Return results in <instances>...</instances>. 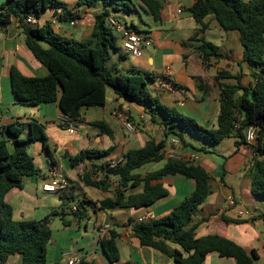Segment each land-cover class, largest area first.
<instances>
[{
  "label": "trees",
  "instance_id": "obj_1",
  "mask_svg": "<svg viewBox=\"0 0 264 264\" xmlns=\"http://www.w3.org/2000/svg\"><path fill=\"white\" fill-rule=\"evenodd\" d=\"M138 1L137 8L132 0H79L78 6L100 5L103 10L95 15L91 38L78 41L55 33L49 22L41 27L26 22L27 17L38 18L41 11L48 8H62L60 19L77 18L78 14L73 15L64 3L58 0H6L0 5V26L9 25L16 19L26 36L28 49L49 70L46 77H28L13 67L10 70L13 93L21 104L38 106L58 103L64 116L75 121H81L80 111L84 107H104L110 90L118 99L143 108L151 123L163 125L164 139L160 142L148 140L142 148L128 150L123 162L114 167L100 166L94 172V175L101 172L96 177L90 173L81 176L86 186L102 190H109L110 180H116L114 198L100 201L99 208H148L170 194L162 183L152 184L151 181L167 175L192 179L196 183L195 191L168 215L134 225L133 232L140 244L159 250L172 258L175 264H204L210 254L234 259L236 264H254L256 254L248 253L229 239L215 235L197 237L199 223L193 224V217L211 193L212 177L205 168L182 159H167L162 169L145 178L136 171L146 164L164 160L162 150L170 137H177L183 146L195 150L198 148L185 141L186 134L211 145L234 137L239 145L246 142L245 130L254 126L258 132L260 154L251 168V191L256 198L264 200V0H195L188 9L202 29L207 28L204 19L212 15L224 31H237L243 48V62L254 68L252 77L255 83L250 87L242 85L243 74L233 77L228 72H221L218 75V82L226 78L235 79V82L219 83L220 110L217 126L211 129L176 108L164 105L155 97L148 87V82L152 80L150 73L124 74L119 71L118 63L109 66L112 51H123L122 46H118L120 37L108 24V18L113 16L112 10L130 15L137 13L145 24L146 17H150L154 25L162 22L163 5L160 0ZM125 26L137 33L149 32L143 31L133 21ZM192 40L198 42L194 52L200 56L203 64L208 65L218 57V48L212 42L197 39V36ZM183 45L187 46L186 43ZM126 56L122 55L121 60ZM196 79L200 83V90L204 91L202 80ZM159 117L162 119L159 120ZM91 125L109 136L113 133L103 121L91 122ZM28 126L27 137L21 136L22 126L12 123L6 127L11 139L0 138V264H6L17 255L22 258L21 264L49 262L51 229L42 221L14 220L13 208L6 201V196L13 189L24 188L25 178L39 173L35 159L29 153L30 145L41 142L44 150L51 155L45 124L33 119ZM201 150L205 152V148ZM111 151L84 150L73 158V162L76 166L87 159L104 157ZM52 163L55 164L54 161ZM141 185L142 192H133ZM60 197L64 205L70 199L77 198L66 192L61 193ZM71 212L73 218L85 226L89 219L85 200H80ZM61 215L64 226H69L70 221L64 219L65 214L62 212ZM117 238L118 234L112 231L109 238L100 242L111 263L120 260ZM80 264L92 263L82 260Z\"/></svg>",
  "mask_w": 264,
  "mask_h": 264
},
{
  "label": "crops",
  "instance_id": "obj_2",
  "mask_svg": "<svg viewBox=\"0 0 264 264\" xmlns=\"http://www.w3.org/2000/svg\"><path fill=\"white\" fill-rule=\"evenodd\" d=\"M58 1L64 3L73 15L78 14V17L60 19L62 8L57 10L48 8L41 11L40 16L35 18L37 23L34 26L41 27L49 22L55 33L64 38L78 41L89 40L94 29L95 15L102 11L103 7L100 5L78 6L79 0ZM5 2L6 0H0V5ZM160 2L163 5L162 22L154 25L150 17L146 18L147 24L144 30H149L146 37L151 39V45L144 48L143 53L136 57H145L146 60L138 61L133 74L150 73L152 80L148 82L149 89L164 105L176 108L180 113L192 117L205 128H216L220 110L219 83L235 82V79L230 78L218 82V75L221 72H228L233 77L243 74L241 83L245 87L253 85L255 80H250L246 76L249 72L243 71V66L247 64L243 62V48L234 52L232 57L218 56L205 65L200 56L194 52V47L198 42L193 41L192 37L197 36V39H205L212 43L219 41L220 46L226 48L230 42L239 40V34H233L230 38L228 32L219 26L212 15L204 19L203 22L207 28L202 29V26L188 11L195 0H160ZM179 4H182L184 8L181 14L177 12ZM55 19L56 23L53 24ZM118 46L121 48L120 39ZM116 55H119L121 59L122 55L129 54L120 50L114 55L112 53V58L115 59ZM13 67L28 77L49 75V70L28 49L26 36L16 19L0 29V138L11 139L6 127L12 123L22 126L21 136L27 137L29 135L28 125L35 119L46 126L51 155L44 150L43 144L38 142L41 150L38 153L39 161L36 160L35 163L39 173L25 178L23 189H13L6 196V201L13 207V218L21 220L25 213L30 214L32 208H29L28 202L31 200L37 199L42 204H48L47 202H50L48 194L58 195L61 199L59 193H47L42 188L45 182L51 180L54 172H57L59 176L68 180L69 188L65 192L74 197L81 195L80 200H85L89 219L84 226L73 218L71 211L80 200L70 199L69 203L64 205L61 199V204L69 208L68 213L72 217H64L65 220L70 221V225L62 231V238L57 241L51 262L66 264L68 260L66 255L69 254L70 257L77 255L81 260L92 264H175L172 258L159 250L142 246L134 235L133 227L138 223L139 218L148 212L153 213L154 219L168 215L195 191L194 180L182 176H164L151 183H162L169 190L168 197L158 200L148 208L109 210L100 209L99 202L114 198L116 180L113 178L110 180L109 190L86 186L81 180V176L85 173L94 175L100 166L107 168L120 164L128 150L142 148L148 140L162 141L164 139L163 125L151 123L150 117L143 108L118 99L110 90L106 105L97 107L101 109V119L95 120L92 115L85 118L83 115L81 121H78L76 132L70 133L66 124H63L65 116L58 103L31 106L17 101L10 79V70ZM253 72L254 68H252ZM196 78L202 80L204 91L200 90V83ZM116 110L130 116L131 122L137 129L134 133H128L119 125L114 116ZM161 119L159 117V120ZM95 121H103L109 125L113 131L112 135L104 134L92 126L91 122ZM122 132L134 135V139H127L120 135ZM185 141L200 150L181 145L178 150L179 155L188 160L191 156H195L191 161L205 168L212 177L211 193L193 217V224L199 223L196 230L197 237L215 235L229 239L242 246L248 253L256 254L254 264H264V200L253 195L250 179L251 168L260 154L258 142H241L237 145V138L228 137L219 144L211 145L189 134L185 135ZM168 146L169 138L165 147ZM37 147L39 146L35 147L36 152ZM203 148L205 152L201 150ZM88 149H110L112 151L104 157L106 159L103 162L93 158L75 166L73 158ZM166 162L167 158L160 162L146 164L136 173L145 178L150 173L162 169ZM100 173L98 171L97 174L100 175ZM34 188L42 194H34ZM142 189L143 185L135 188L133 192L140 193ZM53 201L55 202L56 198ZM62 212L66 214L64 210ZM91 226L95 235L90 244L91 248L84 251V247L79 250L71 247L69 242L75 237V233H80L78 231L83 227L89 233ZM106 228L108 231L105 230ZM112 231L118 234L116 244L120 251V260L114 263L108 260L100 243L103 239L109 238ZM170 246L174 247L173 244ZM14 257V261L21 264V256ZM11 259L12 257L9 261ZM9 261L7 264L10 263ZM204 264H236V261L231 258H222L217 254H210Z\"/></svg>",
  "mask_w": 264,
  "mask_h": 264
},
{
  "label": "rangeland",
  "instance_id": "obj_3",
  "mask_svg": "<svg viewBox=\"0 0 264 264\" xmlns=\"http://www.w3.org/2000/svg\"><path fill=\"white\" fill-rule=\"evenodd\" d=\"M246 1H250V0H246ZM134 6H136L137 8L139 7L137 3H139L138 0H132ZM112 15L114 17L117 18V20L123 24H130L132 21L134 22V24H136L137 26H139L143 31L146 28L145 23L141 20V18L139 17V15L137 13L134 14H127L123 11H114L112 10ZM145 17V15L143 14V18ZM147 18V17H146ZM217 23V22H216ZM226 32V31H225ZM237 31H232V32H228L229 37L231 38V36L233 34L237 35ZM140 36L145 37L147 36L146 33H138ZM215 45L218 48V56H227L229 55L230 57H232L233 53L236 52L238 49L242 48L241 44L239 43V40H236L235 42H230L229 46H227L226 48H222L220 46V42L219 41H214ZM213 43V44H214ZM113 55L116 54L117 52L112 51ZM143 52H141L142 54ZM145 61L146 58L145 57H140V58H136L133 55H127L125 59L121 60L119 55L115 56V59L112 58V60L109 62V66H112L113 63H118V61H120L117 64V67L119 69V71L121 73L124 74H132L134 72V68L137 66L138 61ZM225 60V59H222ZM116 61V62H115ZM236 68H238L236 66ZM252 65L247 63L246 65L243 66V71L244 72H249V74H247L246 76L250 79L253 80L252 77ZM150 87V86H148ZM151 91V90H150ZM252 97V96H251ZM88 110V111H87ZM80 115L86 118L89 117L90 115H92L94 117V119H101L100 117L101 115V109L97 108V107H84L81 111H80ZM136 127H135V131H136ZM120 135L126 137L127 139H131L134 137V135L131 134H127V133H120ZM134 139V138H133ZM41 143V142H40ZM37 144V145H36ZM129 146H131L132 144H128ZM37 147V152L35 147ZM134 146V145H132ZM137 147V146H134ZM40 145H38V142L33 143L30 145L29 147V153L36 158L35 161H39V152H40ZM43 150V149H42ZM105 157V156H104ZM104 157H98L95 158L96 160L103 162L105 161L106 158ZM33 193L36 194L38 193L39 195L40 192H37L36 189L34 188ZM52 194H48V197L50 198V202H47L48 204H42L39 200L35 199V200H31L29 201V208H32L30 214L27 212L24 214V216H22L23 218L21 220L18 221H24V220H36V221H42V223L46 224L52 231V242L48 247V253H49V260L50 262H48V264H54L53 262H51L53 260V254L55 253V248L57 246V241L61 240L62 238V234H63V230L66 229L64 226V222H63V218H62V211H65V217H72V215L68 212L69 208L63 207V204H61V199H59L58 195L53 194L52 196H50ZM56 198V201L54 202L53 200ZM82 198L81 195L77 196L76 200H80ZM264 202V201H263ZM13 208V207H12ZM18 211V210H16ZM17 215V212H16ZM20 216V214H19ZM18 217V215H17ZM21 217V216H20ZM15 220V219H14ZM78 232L80 233H75V237L72 238V240L69 242L71 247H74L75 250H79L81 249V247H84L83 249H85L84 251L89 250L90 244L91 242L94 240V234H93V228L92 226L89 229V233L86 232L84 230V227L82 229H80ZM90 252V251H89ZM15 257H12L11 261H9V264H18L16 263V261H14ZM20 263V262H19ZM7 264V263H6Z\"/></svg>",
  "mask_w": 264,
  "mask_h": 264
},
{
  "label": "built area",
  "instance_id": "obj_4",
  "mask_svg": "<svg viewBox=\"0 0 264 264\" xmlns=\"http://www.w3.org/2000/svg\"><path fill=\"white\" fill-rule=\"evenodd\" d=\"M183 6L182 4H179L177 7L178 14H181L183 12ZM36 17L30 16L26 18V22L30 24H36L37 20ZM53 24L56 23V19L53 20ZM108 24L115 29L116 34L120 37L122 40L121 46L125 53L133 55L135 57H139L141 55V52L144 48L151 45V39L148 37H142L137 32L129 30L125 25L121 24L116 17L110 16L108 18ZM2 26H0V29ZM114 116L116 120L118 121L119 125L122 126L124 130H126L128 133H134L135 132V126L131 122L129 116L122 111L116 110L114 112ZM63 124H66L68 130L70 133L76 132L78 129V121H75L73 119H70L68 117H64ZM258 139V132L257 128L254 126H249L245 130V140L247 143H254L257 142ZM181 142L177 137H170L169 138V146L165 147L162 150L163 155L167 159H182L186 161H190L195 158V156H191L188 159H183L179 153L178 150L181 146ZM116 166L113 165L111 167ZM43 191L47 193H63L69 188L68 180L63 177L59 176L57 172H54L51 180L45 182L43 184ZM75 210V207L73 208ZM243 215L242 213H240ZM154 219V215L152 212H148L146 215L139 218L138 222H148ZM108 231V228L105 229ZM68 257V260L66 264H80L81 258L77 255L69 256V254L66 255Z\"/></svg>",
  "mask_w": 264,
  "mask_h": 264
}]
</instances>
